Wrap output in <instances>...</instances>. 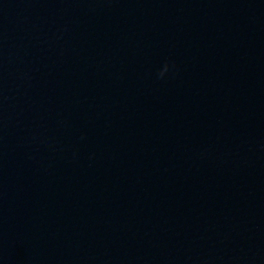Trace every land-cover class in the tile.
I'll use <instances>...</instances> for the list:
<instances>
[{
    "label": "water",
    "instance_id": "1",
    "mask_svg": "<svg viewBox=\"0 0 264 264\" xmlns=\"http://www.w3.org/2000/svg\"><path fill=\"white\" fill-rule=\"evenodd\" d=\"M0 264H264V0H0Z\"/></svg>",
    "mask_w": 264,
    "mask_h": 264
}]
</instances>
